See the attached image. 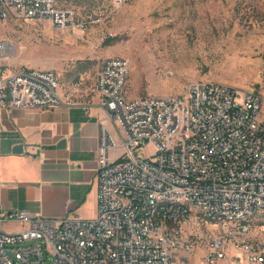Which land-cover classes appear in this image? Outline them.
<instances>
[{
	"label": "built area",
	"instance_id": "obj_1",
	"mask_svg": "<svg viewBox=\"0 0 264 264\" xmlns=\"http://www.w3.org/2000/svg\"><path fill=\"white\" fill-rule=\"evenodd\" d=\"M9 18L48 20L56 28L81 32L87 28L74 9L57 0H0V20ZM13 52L12 43L0 41V110L18 108L17 99L25 100V108L63 104L56 71L4 70ZM130 70L129 59L107 57L97 71L101 105L120 134L118 143L102 127L97 216L0 210V264H44L46 254L49 264H182L176 251L189 252L195 245L182 238L178 222L187 200L208 205V213H201L204 224L226 227L224 236L209 242L207 263L227 257L228 241L244 253L240 264H264V243L250 237V225H238L248 212L264 211L262 96L198 81L184 95L130 99ZM193 90H200L201 99L193 98ZM164 194L184 195L185 204L151 206V198ZM188 214L190 220L193 213ZM215 215H222L220 224H211ZM14 222L24 228L4 227Z\"/></svg>",
	"mask_w": 264,
	"mask_h": 264
},
{
	"label": "rangeland",
	"instance_id": "obj_2",
	"mask_svg": "<svg viewBox=\"0 0 264 264\" xmlns=\"http://www.w3.org/2000/svg\"><path fill=\"white\" fill-rule=\"evenodd\" d=\"M57 1L74 9L86 30L59 29L48 20H0V41L14 45L5 71L54 70L62 92L76 101L80 90L96 88L103 59L122 57L131 62L126 88L130 99L180 96L193 82L213 81L255 92L264 101V0ZM89 16L101 21L92 23ZM262 113L264 117V104ZM200 218L195 211L179 224L182 238L195 245L189 252L176 251V258L182 264L244 262V253L227 241V257L207 263L209 242L227 231ZM248 225L250 237L264 243V211L253 215ZM48 256L44 264H49Z\"/></svg>",
	"mask_w": 264,
	"mask_h": 264
},
{
	"label": "crops",
	"instance_id": "obj_3",
	"mask_svg": "<svg viewBox=\"0 0 264 264\" xmlns=\"http://www.w3.org/2000/svg\"><path fill=\"white\" fill-rule=\"evenodd\" d=\"M60 93L54 108L0 110V210H28L50 217L98 214L101 131L120 134L102 107L96 88L80 90L76 101ZM115 131V132H114ZM22 146L21 153L14 152ZM114 154V151L111 152ZM13 228L7 229L5 225ZM9 231L24 228L4 223Z\"/></svg>",
	"mask_w": 264,
	"mask_h": 264
},
{
	"label": "bare ground",
	"instance_id": "obj_4",
	"mask_svg": "<svg viewBox=\"0 0 264 264\" xmlns=\"http://www.w3.org/2000/svg\"><path fill=\"white\" fill-rule=\"evenodd\" d=\"M193 98L201 99L200 90H193ZM17 105L25 106V100L17 99ZM184 204H185V197L184 195H179V194L155 195L153 198H151V206L154 207H164L169 205H184ZM195 211H197L201 217V213H208V205H203V201L187 200V211H179V215H178L179 224L188 221L189 220L188 213L194 214ZM257 212H248L247 217H239L238 225L247 226L249 220ZM220 222H222V215H215V217H211V224H220Z\"/></svg>",
	"mask_w": 264,
	"mask_h": 264
},
{
	"label": "water",
	"instance_id": "obj_5",
	"mask_svg": "<svg viewBox=\"0 0 264 264\" xmlns=\"http://www.w3.org/2000/svg\"><path fill=\"white\" fill-rule=\"evenodd\" d=\"M23 151V147L22 146H16L15 148H14V152H17V153H21Z\"/></svg>",
	"mask_w": 264,
	"mask_h": 264
}]
</instances>
